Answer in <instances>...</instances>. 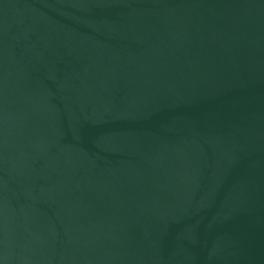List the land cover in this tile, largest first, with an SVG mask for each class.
I'll use <instances>...</instances> for the list:
<instances>
[{"label":"water","instance_id":"1","mask_svg":"<svg viewBox=\"0 0 264 264\" xmlns=\"http://www.w3.org/2000/svg\"><path fill=\"white\" fill-rule=\"evenodd\" d=\"M0 264H264V0H0Z\"/></svg>","mask_w":264,"mask_h":264}]
</instances>
